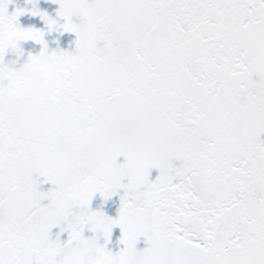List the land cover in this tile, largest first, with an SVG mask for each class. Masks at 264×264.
Wrapping results in <instances>:
<instances>
[{
  "label": "snow or ice",
  "instance_id": "6c2138e0",
  "mask_svg": "<svg viewBox=\"0 0 264 264\" xmlns=\"http://www.w3.org/2000/svg\"><path fill=\"white\" fill-rule=\"evenodd\" d=\"M58 2L62 24L31 15L74 54L0 0V264H264V0ZM29 40L35 80L3 62ZM117 189V218L90 210ZM113 226L117 254L82 234Z\"/></svg>",
  "mask_w": 264,
  "mask_h": 264
},
{
  "label": "water",
  "instance_id": "95a60500",
  "mask_svg": "<svg viewBox=\"0 0 264 264\" xmlns=\"http://www.w3.org/2000/svg\"><path fill=\"white\" fill-rule=\"evenodd\" d=\"M36 7L39 11L45 12L48 14L49 18L57 21V24L64 23L62 17L57 16V12L59 10V2L58 0H6V10L7 14L11 15L17 10L24 9L22 15L17 17L16 23L21 28L33 27L35 29H39L43 31V39L47 46V54H51L53 51L58 52H68L75 53V33L73 32H65L61 28H53L49 29L46 23L40 18V16L31 15V9ZM74 23H82L79 18H73ZM18 48L21 50V54L18 56L16 52L9 49L5 52L3 57V62L10 68L18 69L23 66V64L27 61L28 56L38 55L41 51L42 46L34 41H19ZM4 84L7 83L5 80ZM261 140H264V133L260 134L259 137ZM124 158L118 157L117 163H122ZM174 164H178V161L173 160ZM159 174L158 169H150L149 170V181H154L156 176ZM33 179L37 182V188L39 191L47 192L50 189L54 188L50 182L44 180L42 176H38L33 173ZM126 182V181H122ZM123 195L122 189H117L116 193L109 197L108 199H104L100 196L99 193H96L89 205L90 210L92 211H103L107 216L115 219L118 217L119 208L121 206L120 197ZM42 204H47L49 201L44 199L41 201ZM61 227L65 228V231L61 232ZM59 234V235H58ZM86 238L95 236L98 244H104L106 250L111 251L113 254H117L124 247L121 236L122 232L119 226H113L111 230V235L108 238V242L105 244L103 234L101 232L93 233L89 228H85L82 233ZM50 238L51 239H59L61 243H64L68 239V232L66 229V225L61 224L60 226H54L50 230ZM148 247L146 242V237L141 235L137 238L136 248L138 251L143 250Z\"/></svg>",
  "mask_w": 264,
  "mask_h": 264
},
{
  "label": "clouds",
  "instance_id": "9594fccd",
  "mask_svg": "<svg viewBox=\"0 0 264 264\" xmlns=\"http://www.w3.org/2000/svg\"><path fill=\"white\" fill-rule=\"evenodd\" d=\"M74 15H75V13H74ZM40 60H41V62L46 63L48 61V57L47 56L40 57ZM17 72L24 79H27V80H35L36 79L34 73H32L30 71H25L22 68L17 69ZM56 95H57V98H59L61 94L57 93Z\"/></svg>",
  "mask_w": 264,
  "mask_h": 264
}]
</instances>
